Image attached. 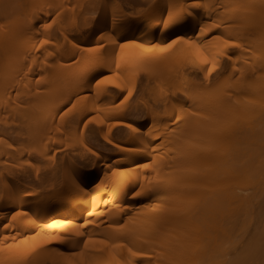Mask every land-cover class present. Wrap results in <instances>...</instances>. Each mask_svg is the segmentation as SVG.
I'll return each mask as SVG.
<instances>
[{
  "label": "bare ground",
  "instance_id": "obj_1",
  "mask_svg": "<svg viewBox=\"0 0 264 264\" xmlns=\"http://www.w3.org/2000/svg\"><path fill=\"white\" fill-rule=\"evenodd\" d=\"M169 2L175 3L178 12L174 13L180 14H173L174 18L171 14L155 36L148 31L160 25L162 12L141 14L147 9H142L144 6H138L131 15L116 0H101L100 12L83 32L88 24L78 27L75 22L61 23L56 29L42 26L40 22L51 9H59L60 0H0V264L5 263L3 259L5 264H70L71 255L91 251L93 244L82 242L86 221L81 219L98 215L96 207L106 201L100 198L103 184L96 182L98 174L103 171L114 177L117 170L126 182L119 184L112 178L109 185L119 199L141 183L130 196L125 244L112 246L123 264H264V0H207L203 8L197 7L198 0L157 1L159 6ZM39 32L45 38L34 48L28 37ZM173 34L178 52L165 58L164 66L151 68L172 83L173 90L153 100L147 120H115L105 132L106 140L117 145L120 156L111 158L93 150L91 166L86 168L65 154L67 157H58L59 163L54 159L57 168L63 169L59 182L50 181L54 166L49 172L36 174L32 183L2 186V92L6 85L11 89L16 76L22 80L46 68L55 54L62 63L76 50L101 53L87 54L75 68L53 74L54 78L75 81L72 89L60 88L64 96L58 98L66 97V101L90 87L95 73L106 68L103 54L108 55L119 44L125 49L150 48L147 42L165 40ZM78 41L103 43L93 46L95 49L78 44L63 52L64 45ZM187 51L188 62L178 57L179 52ZM141 57L147 60L150 54L142 53ZM91 62L94 67L86 82L81 81L78 78ZM185 69L195 72V78L180 76ZM99 82L95 88L98 102L109 95L110 86L116 85L115 79ZM30 91L31 98H36L37 90L35 94V90ZM108 97L114 100L117 93ZM106 104L107 116L121 115L113 109L111 112L112 105ZM57 105L35 111L31 108L33 116H22L20 129L31 133L26 144L33 148L28 152L44 155L50 150V124ZM183 106L185 116L176 127L177 133L165 135L170 119ZM116 125L130 131L127 144L112 139L110 129ZM24 145L5 153L24 152ZM151 156L152 161H148ZM115 164L122 167L115 168ZM8 174L3 178L7 180ZM47 180L52 189L43 192L33 188L41 183L44 186ZM121 215L119 210L113 216ZM4 219L10 222L2 226ZM34 229L37 232L32 233ZM8 238L19 241L2 246ZM29 239L41 240L32 251ZM50 244L59 246L49 249ZM123 248H127L125 255ZM86 259V264L97 262Z\"/></svg>",
  "mask_w": 264,
  "mask_h": 264
},
{
  "label": "rangeland",
  "instance_id": "obj_2",
  "mask_svg": "<svg viewBox=\"0 0 264 264\" xmlns=\"http://www.w3.org/2000/svg\"><path fill=\"white\" fill-rule=\"evenodd\" d=\"M60 1L61 5L59 9H51V11L46 15L45 19L40 22L43 27L53 25L56 29L57 25H60L61 23L62 25H67L71 22L77 23L78 27H85L88 24L85 30H83L84 32L92 25L94 17H96L100 12L99 4L101 0ZM157 1L158 0H116V3L118 6L121 5L127 11L132 12V14L130 13L131 15L136 13L137 8H140L141 6H144L143 8L141 7L142 9L149 8L148 10L146 9L147 11L144 9L141 14L153 13L152 15H154L156 11L162 12V15L160 17V25L154 29H149L148 31L150 33H154V35L157 36L161 25L165 20L169 19V16L171 14V17H173V14H180L174 13V11L178 12L177 10H175V3L171 2L170 4L169 2L166 5L164 4L159 6V3H157ZM153 3L155 5H153ZM156 3L158 4V6L154 7L156 6ZM206 3L207 0H198L196 5L197 7L199 6L198 8H203ZM178 8L179 7H177V9ZM178 10L180 11L182 9ZM31 35L28 37V42L34 48H36L41 43L42 39L45 38V35L41 32L34 34V36ZM61 38L62 36H59L58 40H60ZM124 39L125 37L122 38V40L126 41V39ZM102 43L103 41H89L87 43L78 41V43L76 44L64 45L62 47V50L63 52L68 53L71 48H77L78 44H87V46L98 47ZM147 45H149L150 48L146 47L145 49H143L140 46V48L136 46L137 48L130 47V49L128 47L129 49H125L119 44L117 47L112 49V51H109L108 55L103 54V60L105 62L106 68L95 73L94 77L90 80V87L85 88L83 91H80L79 93L73 95L66 101V97L65 99L63 97L58 98L60 95H63L62 89L60 88L72 89L75 81L73 78H54L53 74L56 72L60 74L62 72L75 68L76 65H79L80 62H82L86 58L87 54L88 56H98L102 55L101 53L90 54L91 50H76L72 55L66 57V59L61 61L62 63H60L58 54L52 55V57L48 61V66L46 68L32 72L22 80H18L20 76H16L14 83H12L14 84L12 86L13 88L11 87V89L9 87L10 85H6L7 89L2 92V186L4 185V183H6L9 187L12 186L14 182V184L24 182L32 183L37 179L35 178L36 174L42 175L43 172H49L54 166H56V169H52L51 173L53 174V176L51 175L52 179L50 178V181L57 180L59 182L58 179L63 169L59 166V168H57L55 160L57 163H59L61 157H67L66 155H69L68 158H70L71 156V158L79 160V162L84 164L86 168L87 166H91V162L89 165V160H91V158H93L94 156L92 153L93 150L98 151L102 155L106 154L111 158L120 156L121 153H119L117 145L106 140L105 138V135L109 131L111 124H113L112 122L115 120H137L139 122L147 120L148 110H150L151 106L154 105L156 97L160 98L161 95L163 96V94H166L167 92L173 90V84L168 82L163 77L156 75V71L152 72L151 68L152 66H164L165 58L169 56L173 57L176 55L175 52H178L176 50V48H178L176 42V34L170 35L165 40H159L156 38L150 42H147ZM152 47L154 48L152 49ZM104 48L108 49V47L106 46H104ZM142 53H149V59H144L142 61ZM189 54V51L179 52L178 57H181L188 62V59H190ZM139 56L141 58H139ZM93 67L94 63H89L78 79L86 82V75L91 71ZM179 75L189 76L190 79L195 78V72H191L188 69H185L182 73H179ZM101 79H103V81H101ZM104 79L108 82L115 79L116 85L110 86L107 90L108 93L106 94L110 95V93H117V97L114 100H108V95L98 102L96 101V84L98 85L99 81V83L104 82ZM180 82H182L181 85H186L185 80H181ZM29 89H31L30 92H32V90H35L34 94L38 92L40 96L37 93L36 96L38 98H34L35 96L33 95L34 99H32V93L31 95L29 94ZM55 97H57L58 102H55L57 101L56 99L55 101L51 100V98ZM182 99L184 100V98ZM106 102L112 105V107L110 108L111 112H119L121 115L107 116V112H109L107 110L109 108L107 109L108 104H106ZM50 103L52 104L51 106L54 105V107L59 103V105H57L58 107L54 108L55 120L50 124V126H52V134H50L53 135V138L50 142V150L44 155L37 152L30 153L27 151V149L33 148V145L30 143V145L32 146L27 148V144L29 143L27 139H29L31 133L26 129H20L22 116L28 114H30L29 116H33L34 113L31 114L30 112L31 108L32 111H35L37 109L41 110L45 108V106H50ZM176 109L178 111V108L175 107V110ZM184 109L185 107L183 109H179L178 114L176 113V115H173V117L170 119L172 123L166 130L165 135H169L170 132L177 133L176 127L184 120ZM62 112H64V116H62V119H59V115ZM110 130L112 131L111 135L114 142L127 144V140L130 136V131L128 129H126L123 125H116L115 127H111ZM46 135L47 132L45 131L43 133V136ZM160 138L161 141L164 140V136ZM24 142L26 145H24ZM22 144L26 147V149H24V152L21 151L22 154H20L21 152H18L19 154L5 153L6 149H10L13 146H20V150L23 146ZM88 148L91 151H89ZM61 153L63 155H61ZM58 157L60 158L59 160ZM152 158L153 157L151 156L150 158L146 159L148 161H152ZM103 167L104 166L102 165L100 167V170H102ZM114 167L119 169L122 167V165L115 164ZM6 173H9L7 175V180L9 182H7L6 178H3V175ZM114 173V177H108L104 174L103 171L98 174V179L96 180V182L98 183V181H100L101 184H103L100 198L106 201L105 203L100 204L98 207H96L95 210L99 212L98 215L83 217L81 219V222L86 221V224L83 228L84 235L82 236V242L92 243L93 248L91 249V251H87L86 254L85 250H83V253H75V255H71L72 257H70L73 259H71L73 262H70L69 257L70 264H86V258L88 257L90 259L89 261L92 262L94 259H96V264H111V262L112 264L113 262L114 264L116 262H118V264H123L121 261L122 256L118 253L117 250H114L115 248H113L112 246H122L125 244L124 238L129 232V223L126 222L125 217L127 213L130 212V196L131 194L135 193L136 190L138 191V188L141 187V183H138L136 186L128 189L125 193L122 194V198L119 199L117 194L112 191L109 182L112 178L114 179L113 181H116L119 184H123L126 181L122 179L121 172L119 170L115 171ZM16 176L19 179H15ZM101 179L103 181H101ZM47 182V184L43 183L44 186L42 187L41 183L37 184L36 186L34 185L33 188L35 187L37 189L39 187L43 189V192L44 190L46 191L47 189H52L51 185L49 184V180H47ZM89 197L90 195H86V198ZM119 210L123 211V215H121L120 217H114V213ZM8 222H10L8 219H4L2 221V226ZM35 232H37V230L34 229L32 233ZM18 241L19 238H8L3 241L2 246L11 245ZM40 241L41 240L29 239V244L32 248L29 249L32 251L36 245L40 244ZM56 245L58 244H50L47 245V247L49 249H53L54 247H56ZM126 251L127 248H123L124 255ZM55 258V256L54 258L52 257V259H54V262H58L57 258V261H55ZM3 261L7 263L4 259L2 260V262Z\"/></svg>",
  "mask_w": 264,
  "mask_h": 264
}]
</instances>
